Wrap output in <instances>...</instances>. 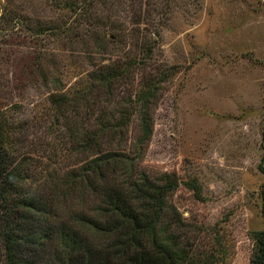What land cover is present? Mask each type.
I'll return each mask as SVG.
<instances>
[{
    "label": "trees",
    "instance_id": "1",
    "mask_svg": "<svg viewBox=\"0 0 264 264\" xmlns=\"http://www.w3.org/2000/svg\"><path fill=\"white\" fill-rule=\"evenodd\" d=\"M137 1L25 0L24 9L0 0V264H226L230 250L220 226L210 230L209 250H192L167 200L176 176H149L137 152L121 144L133 114L134 148L147 141L151 103L173 72H143L155 38L144 37L137 49L67 86L58 76L59 45L104 52L118 33L105 37L104 29L120 13L134 20ZM157 26L148 34L157 37ZM119 85L131 91L116 103ZM30 89L44 94L38 109L25 113ZM185 184L197 195L193 179ZM259 195L264 220L262 186ZM247 235L248 264H264V224Z\"/></svg>",
    "mask_w": 264,
    "mask_h": 264
},
{
    "label": "rangeland",
    "instance_id": "2",
    "mask_svg": "<svg viewBox=\"0 0 264 264\" xmlns=\"http://www.w3.org/2000/svg\"><path fill=\"white\" fill-rule=\"evenodd\" d=\"M13 1L25 9V0ZM135 7L134 20L132 13H120L121 22L104 29L109 38L118 31L104 52L92 45H59L53 51L58 76L67 86L154 37L143 72H173L151 103L147 141L134 148L133 114L122 147L137 152L138 167L149 176H176L178 185L167 200L179 212L192 250H209L210 230L218 224L230 250L226 264H248V231L264 224L259 195L264 172L257 168L264 148V0H138ZM108 13L116 14L114 8ZM155 24L157 37L148 34ZM118 89L116 103L131 91ZM40 92H25V113L38 109ZM261 165L264 169V154ZM189 179L197 195L185 184Z\"/></svg>",
    "mask_w": 264,
    "mask_h": 264
}]
</instances>
